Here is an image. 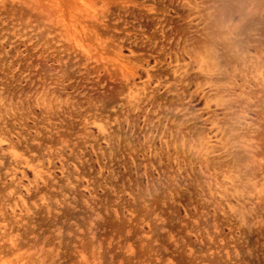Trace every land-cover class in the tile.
<instances>
[{"label":"rangeland","instance_id":"obj_1","mask_svg":"<svg viewBox=\"0 0 264 264\" xmlns=\"http://www.w3.org/2000/svg\"><path fill=\"white\" fill-rule=\"evenodd\" d=\"M0 264H264V0H0Z\"/></svg>","mask_w":264,"mask_h":264}]
</instances>
